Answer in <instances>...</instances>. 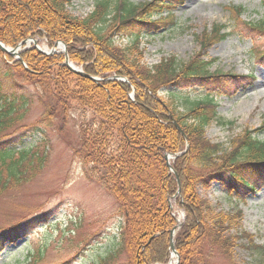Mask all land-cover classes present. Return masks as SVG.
Segmentation results:
<instances>
[{
	"label": "trees",
	"instance_id": "obj_1",
	"mask_svg": "<svg viewBox=\"0 0 264 264\" xmlns=\"http://www.w3.org/2000/svg\"><path fill=\"white\" fill-rule=\"evenodd\" d=\"M70 3L0 0V39L12 47L31 37H46L49 46L62 40L71 60L82 65L86 74L122 76L129 82L104 79L96 83L63 66L62 54H41L35 48L22 51L25 68L0 50V199L23 190L45 171L51 157L46 129H57L58 121L66 125L73 104H78L94 111V122L81 125L73 154L82 162L85 175L117 198L125 224L116 251L127 254V264L170 260V231L177 223L170 205L173 198L186 215L176 235L178 264H215L217 254L234 261L237 241L244 238L248 246H260L242 230L241 208L218 210L198 193L199 186L208 189L220 182L245 202L256 191L249 176L264 170V139L260 138L264 120L260 128L246 127L228 147L206 137L207 126L218 118L214 94L227 92L231 80L247 77L210 71L215 61L204 58L207 47L228 37L225 27L216 25L197 34L200 48L188 60L180 61L174 55L151 67L143 60L141 37L175 24L172 1L100 0L85 18L73 15ZM261 3L264 7V0ZM163 9L166 14L151 18ZM230 10L235 30L264 31V17L252 24L242 19V6ZM118 35L130 37L129 45L115 43L113 37ZM261 52L264 46L257 50ZM197 86L209 91L208 96L190 101L186 89ZM35 102L43 113L30 127L43 137L28 142L21 135L10 136L11 129L23 125ZM173 120L189 139V150L171 160L180 177V197L176 176L164 158L165 153L177 154L186 147V138ZM23 220L7 222L6 229L0 227V250L17 242L25 229L19 227ZM42 252L39 246L23 264L40 263ZM115 256L111 254L100 264H110Z\"/></svg>",
	"mask_w": 264,
	"mask_h": 264
},
{
	"label": "rangeland",
	"instance_id": "obj_2",
	"mask_svg": "<svg viewBox=\"0 0 264 264\" xmlns=\"http://www.w3.org/2000/svg\"><path fill=\"white\" fill-rule=\"evenodd\" d=\"M70 1L69 11L85 18L100 0ZM130 1L139 4L148 0ZM170 1L175 6L177 21L161 32L152 31L142 36L144 62L152 66L163 57L174 55L180 61L188 60L199 49L197 34L219 24L226 27L227 39L209 46L204 53L205 59L217 61L211 71H230L247 77L231 80L227 92L214 94L219 116L205 133L213 142L228 147L231 139L241 134L244 128H259L264 120V53H257L264 46V32L235 30L230 8L243 6V19L255 23L264 17L263 5L261 0ZM163 13L161 10L153 18ZM113 38L122 46L129 45L131 40L120 35ZM39 44L47 43L42 38ZM30 90L31 93L35 91L33 87ZM208 92L201 86L186 89L190 101L205 99ZM41 111L35 102L23 125L11 129L9 135H21L23 141L28 142L41 139L43 134L31 132L29 127L40 117ZM71 111L66 125L58 121L56 131L46 129L51 141V158L45 171L22 191L0 199V227L6 229L7 222H16L23 217L19 227L25 226L16 243H7L0 250V264H23L29 252H35L39 246H42L43 258L38 264H99L107 256L117 254L125 222L118 211L117 199L84 175L82 163L72 152V147L78 144L81 125L89 126L94 122L93 112L82 110L78 105H74ZM260 138L264 139V131ZM15 143L18 145L17 141ZM248 179L256 186V192L245 202H239L235 193H229L225 185L218 182L208 189L198 187L201 198L218 206L219 210L232 211L240 207L244 213L242 230L253 236L255 245H260L257 248L248 246V240L240 239L234 261L217 254L215 264H264V170ZM175 208L179 215L182 214L181 209ZM232 232L236 234L235 230ZM126 260V253H118L109 262L127 264Z\"/></svg>",
	"mask_w": 264,
	"mask_h": 264
},
{
	"label": "water",
	"instance_id": "obj_3",
	"mask_svg": "<svg viewBox=\"0 0 264 264\" xmlns=\"http://www.w3.org/2000/svg\"><path fill=\"white\" fill-rule=\"evenodd\" d=\"M31 41L35 42L36 43V40L31 38V40H26V41H22L20 42V44L17 46V48H11V47H8L7 45H5V43L3 41L0 40V48L4 51V52H7L13 56H16L17 58L21 59L20 58V54H21V49L22 48H26V45L28 43H30ZM60 45H63L64 46V56H65V62H64V65L68 66L71 70H73L75 73H79L85 77H89L91 78L92 80H94L95 82H98L101 80L100 77H93L89 74H85L84 71L80 68V67H77L75 65H73V63L71 62L70 60V56H68V45H66L64 42L62 41H56L53 45V48L50 49L49 51H46L44 49H41L39 46H37L35 44V47L42 53H46V54H53L55 52L58 51V49L61 47ZM111 78H116V79H122V80H125L127 81V79L123 78V77H117V76H114V77H111ZM174 125L180 129V131L182 132V134L184 135V132H183V129L180 128L179 124L176 123V121L173 122ZM187 140V144H188V138H186ZM188 148V147H187ZM178 155H180V153L178 154H172V153H166L165 154V159L166 161H168V167L170 169V172H174L176 174V177H177V182L179 183V189H178V194L180 195L181 194V186H180V178L178 176V173L174 170L171 162L169 161L170 158H176L178 157ZM183 224V221H181V223L177 224L175 228H173L171 230V233H170V237H171V243H170V248H172V254H171V260L169 261L168 264H178V262L180 261V256H179V253H178V250L177 248L175 247V234L176 232L182 227L181 225Z\"/></svg>",
	"mask_w": 264,
	"mask_h": 264
},
{
	"label": "bare ground",
	"instance_id": "obj_4",
	"mask_svg": "<svg viewBox=\"0 0 264 264\" xmlns=\"http://www.w3.org/2000/svg\"><path fill=\"white\" fill-rule=\"evenodd\" d=\"M40 46V45H39ZM41 48H43V49H45V50H47V46L46 45H42V46H40Z\"/></svg>",
	"mask_w": 264,
	"mask_h": 264
}]
</instances>
